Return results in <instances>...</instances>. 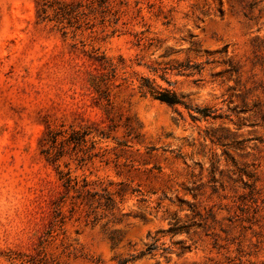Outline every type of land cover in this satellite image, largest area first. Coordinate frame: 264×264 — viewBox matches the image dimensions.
Instances as JSON below:
<instances>
[{
  "label": "rangeland",
  "instance_id": "1",
  "mask_svg": "<svg viewBox=\"0 0 264 264\" xmlns=\"http://www.w3.org/2000/svg\"><path fill=\"white\" fill-rule=\"evenodd\" d=\"M57 166L114 209L56 214ZM41 259L264 264V0H0V264Z\"/></svg>",
  "mask_w": 264,
  "mask_h": 264
},
{
  "label": "trees",
  "instance_id": "2",
  "mask_svg": "<svg viewBox=\"0 0 264 264\" xmlns=\"http://www.w3.org/2000/svg\"><path fill=\"white\" fill-rule=\"evenodd\" d=\"M46 11V10H44ZM60 12L62 13H73L75 12L73 7H69V4H64L63 8H60ZM95 61H99L100 68L103 71H115L116 67L114 64L107 61L106 57H100V56H93ZM183 67V66H182ZM155 74L160 73L159 70H153ZM167 72L163 71L160 74V78L166 82H168V79L166 77ZM90 84L93 90H95L101 98H104L106 100H109V93L107 85V76L108 74L102 73V74H95L90 73ZM139 92L142 94V96H150L153 99L163 103L167 104L168 106L172 108H178V107H185L189 112L191 118L197 120L198 116H195L191 114V111L193 109L189 104H187L184 100V96L179 95L176 91L164 88L157 84L156 80L150 79V78H142L141 83L139 85ZM195 113H197L200 118H209L212 115V112L209 110V108H205L202 110H196ZM60 156H56L54 158L53 163L56 164L59 160ZM57 171L59 173V180L61 181V184L63 186V190L60 194V197L57 199V201L54 202L55 205V212L56 214H61V209L63 205L66 203L68 198L71 200V209L73 212L76 211L78 208H85L88 210H91L89 214L95 213L97 209L104 208V209H114L116 201H115V194L107 192V190H104L105 193L103 195H100L98 192H92L90 187V184L86 181H84V184L80 185V183L76 180V178H73L71 176L70 172H64L60 169L59 166H57ZM74 193V195H72ZM118 197H122V194L120 192L117 193ZM57 219V216L56 218ZM57 220L54 221L53 225L51 227H54L56 225ZM180 228H175L172 230V232L176 233L180 231ZM158 240H155L154 243L149 245L145 251L141 252V255H147L151 254L156 248V242ZM163 251L166 253L167 250L164 248ZM32 264H48L46 259L40 260L36 262V260H32ZM122 264H125L123 262Z\"/></svg>",
  "mask_w": 264,
  "mask_h": 264
}]
</instances>
